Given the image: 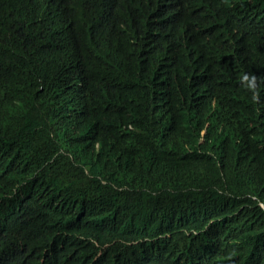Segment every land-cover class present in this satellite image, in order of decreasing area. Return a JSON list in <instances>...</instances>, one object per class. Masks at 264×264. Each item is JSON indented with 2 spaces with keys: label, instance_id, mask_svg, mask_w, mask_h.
I'll return each mask as SVG.
<instances>
[{
  "label": "trees",
  "instance_id": "16d2710c",
  "mask_svg": "<svg viewBox=\"0 0 264 264\" xmlns=\"http://www.w3.org/2000/svg\"><path fill=\"white\" fill-rule=\"evenodd\" d=\"M263 29L248 0H0V264H264Z\"/></svg>",
  "mask_w": 264,
  "mask_h": 264
},
{
  "label": "clouds",
  "instance_id": "9594fccd",
  "mask_svg": "<svg viewBox=\"0 0 264 264\" xmlns=\"http://www.w3.org/2000/svg\"><path fill=\"white\" fill-rule=\"evenodd\" d=\"M248 2L256 16L264 14V0H248ZM248 45L257 50H264V29L259 37L249 40ZM260 71L264 74V70L260 69ZM261 205L264 207L263 203Z\"/></svg>",
  "mask_w": 264,
  "mask_h": 264
},
{
  "label": "bare ground",
  "instance_id": "6f19581e",
  "mask_svg": "<svg viewBox=\"0 0 264 264\" xmlns=\"http://www.w3.org/2000/svg\"><path fill=\"white\" fill-rule=\"evenodd\" d=\"M226 207V206H225ZM210 231V230H209Z\"/></svg>",
  "mask_w": 264,
  "mask_h": 264
}]
</instances>
